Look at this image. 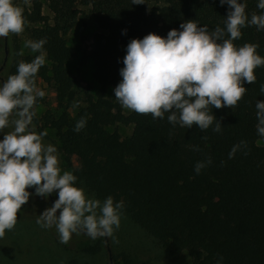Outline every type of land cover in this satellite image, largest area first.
Wrapping results in <instances>:
<instances>
[{
    "label": "trees",
    "instance_id": "16d2710c",
    "mask_svg": "<svg viewBox=\"0 0 264 264\" xmlns=\"http://www.w3.org/2000/svg\"><path fill=\"white\" fill-rule=\"evenodd\" d=\"M43 1L51 22L41 12V0H30L22 11L25 21L38 23L30 30L32 40L46 41L45 64L35 83L40 79L53 88L54 107L34 115L32 123L38 133L44 128L55 131L63 163L77 177V186L89 198L122 201L121 218L150 237L162 258L185 253L191 264H217L220 257L222 264H264V138L257 133L255 108L257 100H264L259 91L264 66L253 70L255 82L244 84L246 91L234 107H209L221 123L218 133L212 130L217 120L204 131L195 125L181 127L168 122V113L163 119L131 110L125 115L105 97L106 88L121 79L119 69L130 39L149 32L166 36L191 19L209 30L222 28L228 5L219 0H166L148 12L144 4L133 5L132 0ZM245 4L249 18L262 11L257 0ZM78 5L89 7L100 30L93 34L94 46L87 55L98 86L93 93L83 91V104L70 115L78 91L66 67L74 52L64 34L77 19ZM233 43H255L264 57V30L255 25L242 28ZM8 57V76L16 73L18 63L33 59L17 54L11 58V51ZM81 119L83 128L74 131ZM115 124H131L130 135L121 137L107 129ZM197 162L204 163L199 173L194 171ZM4 235L10 236V231ZM90 249L83 251L94 253ZM3 255L0 244V262ZM66 264L93 263L84 258Z\"/></svg>",
    "mask_w": 264,
    "mask_h": 264
},
{
    "label": "clouds",
    "instance_id": "9594fccd",
    "mask_svg": "<svg viewBox=\"0 0 264 264\" xmlns=\"http://www.w3.org/2000/svg\"><path fill=\"white\" fill-rule=\"evenodd\" d=\"M143 3L145 0H132L133 5ZM219 3L228 5L222 28L209 30L191 19L181 22L178 29H170L166 36L149 32L129 40L119 69L121 79L113 88L123 108L151 114L153 119H163L168 113L169 123L187 128L195 125L201 131L217 120L212 130L220 132L221 123L209 107H234L246 91L244 84L255 82L253 70L264 66L257 44L233 43L245 26L264 30V0H257L256 7L262 11L250 18L245 0ZM25 23L14 0H0V38L20 34ZM45 43L44 39L25 40L24 47L39 54L30 62L18 63L16 73L0 82V236L14 227L17 212L30 195L47 200L55 192L57 198L38 215L37 225L54 227L63 244L81 232L93 240L112 237L120 224L123 202H114L111 196L103 202L87 197L72 172L61 174L56 147L44 143L47 133H37L32 123L37 100L44 96L36 87L35 76L45 64ZM259 91L264 96V84ZM255 108L257 133L264 138V100H257ZM84 124L83 119L77 121L74 131ZM9 127L11 130L5 132ZM193 150L199 149L194 146ZM203 166L197 162L194 171L199 173ZM33 187L30 193L27 189ZM222 259L218 258L217 264H222Z\"/></svg>",
    "mask_w": 264,
    "mask_h": 264
},
{
    "label": "rangeland",
    "instance_id": "374dc122",
    "mask_svg": "<svg viewBox=\"0 0 264 264\" xmlns=\"http://www.w3.org/2000/svg\"><path fill=\"white\" fill-rule=\"evenodd\" d=\"M41 2V12L51 22L52 15L48 11L45 2L43 0ZM14 3L22 9L29 7L30 0L27 3H25V0H14ZM143 4L149 12L153 8L164 6L166 0H145ZM77 8L78 16L74 25L64 34L66 44L74 52L66 67L75 78V89L78 91L77 100L69 106L70 115H73L77 107L83 104L81 102L83 91L93 93L98 86L92 78V60L87 55L94 46L93 34L100 30L96 26L94 15L90 13L89 7L78 5ZM36 26H38V23H28L26 21L20 34L9 33L7 37L0 38V82L5 81L8 76L9 51H11V58L15 54L20 56L29 55L33 58L39 54L33 53L30 49L24 47L25 40H32L30 30ZM4 59L5 64L2 66ZM36 87L44 92L43 100L35 105L34 115L39 117L45 110L53 109L54 93L53 88L40 79L36 81ZM113 88V86L106 88L105 97L117 103L122 113L127 115L130 110L123 108L116 100ZM107 129L109 131L116 130L121 137H127L132 131V125L115 124ZM10 130L11 127L6 128L5 132ZM43 131L47 133L43 138V142L54 145L58 151L61 174L68 171L58 150L55 131L49 128H44ZM36 132L38 133L37 130ZM2 138L3 133H0V139ZM72 162L76 165V158H73ZM27 190L32 193L34 187ZM56 198L55 192L50 194L47 200L41 196H29L28 201L17 212L16 224L9 230L10 236L3 235L0 237L4 254L0 264H66L71 259L81 263L84 258L89 259L93 264H191L185 253H180L175 258L158 256L159 251L151 238L121 217L119 227L114 228L112 237H98L93 240L81 232L79 235L73 234L66 244L60 243L58 233L54 227L45 229L36 223L38 215L46 207H50ZM89 247L94 250V253L89 254L83 251L84 248ZM8 259H10L9 263H7Z\"/></svg>",
    "mask_w": 264,
    "mask_h": 264
},
{
    "label": "flooded vegetation",
    "instance_id": "af4514ba",
    "mask_svg": "<svg viewBox=\"0 0 264 264\" xmlns=\"http://www.w3.org/2000/svg\"><path fill=\"white\" fill-rule=\"evenodd\" d=\"M5 64V59H4V62H3V64H2V66Z\"/></svg>",
    "mask_w": 264,
    "mask_h": 264
}]
</instances>
